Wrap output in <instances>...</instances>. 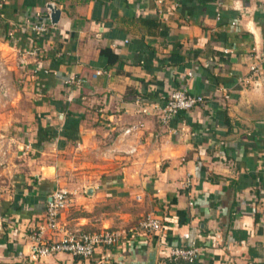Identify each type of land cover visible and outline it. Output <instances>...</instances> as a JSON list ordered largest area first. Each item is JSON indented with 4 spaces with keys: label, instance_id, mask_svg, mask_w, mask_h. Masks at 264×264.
<instances>
[{
    "label": "crops",
    "instance_id": "crops-1",
    "mask_svg": "<svg viewBox=\"0 0 264 264\" xmlns=\"http://www.w3.org/2000/svg\"><path fill=\"white\" fill-rule=\"evenodd\" d=\"M52 3L43 54L16 71L33 113L3 150L0 264H191L167 259L191 245L208 249L194 264H264V0H0L1 55L33 49L25 22ZM171 88L206 106L163 125ZM59 189L65 229L120 241L31 259ZM147 215L160 231L137 230Z\"/></svg>",
    "mask_w": 264,
    "mask_h": 264
},
{
    "label": "built area",
    "instance_id": "built-area-1",
    "mask_svg": "<svg viewBox=\"0 0 264 264\" xmlns=\"http://www.w3.org/2000/svg\"><path fill=\"white\" fill-rule=\"evenodd\" d=\"M55 6L53 3L51 4ZM47 13H38L25 22V28L35 36L37 40L33 49L20 51V65H25L28 56H39L43 54L42 40L51 34L56 26L52 22L51 9L47 7ZM264 60V56L262 58ZM256 71L257 67H252ZM102 71H97L96 75H101ZM193 73L190 72V76ZM81 79L71 76L67 84H80ZM165 106L160 110V121L163 125H168L179 113L191 111L200 106H206L207 100L202 95H193L186 89L171 88L165 98ZM140 126H132L125 130V134L135 133ZM136 152L133 148L130 153ZM70 192L64 189L56 190L50 196L45 215V224L34 230L31 235V259L49 257L58 253H67L75 257L91 258L97 247L114 246L121 237L119 231L103 230L94 233L82 231H71L65 229L60 222L61 212L67 208L70 202ZM162 228L161 219L154 215H147L140 223L137 230L147 232H157ZM50 231L58 235L59 238H47L46 232ZM208 249L201 245H191L187 247H171L167 259L170 262L197 263L203 261Z\"/></svg>",
    "mask_w": 264,
    "mask_h": 264
},
{
    "label": "rangeland",
    "instance_id": "rangeland-1",
    "mask_svg": "<svg viewBox=\"0 0 264 264\" xmlns=\"http://www.w3.org/2000/svg\"><path fill=\"white\" fill-rule=\"evenodd\" d=\"M4 49L5 55L0 53V168L5 162L3 150L8 140L27 127L33 113V101L25 95L24 84L20 83L16 73L21 68L19 55L13 59L8 54L9 50Z\"/></svg>",
    "mask_w": 264,
    "mask_h": 264
},
{
    "label": "water",
    "instance_id": "water-1",
    "mask_svg": "<svg viewBox=\"0 0 264 264\" xmlns=\"http://www.w3.org/2000/svg\"><path fill=\"white\" fill-rule=\"evenodd\" d=\"M50 9H51V18H52V22L54 24H57L60 20V16H61V11L59 9H57L56 6L53 5H49ZM3 40L6 39V34L3 35Z\"/></svg>",
    "mask_w": 264,
    "mask_h": 264
},
{
    "label": "trees",
    "instance_id": "trees-1",
    "mask_svg": "<svg viewBox=\"0 0 264 264\" xmlns=\"http://www.w3.org/2000/svg\"><path fill=\"white\" fill-rule=\"evenodd\" d=\"M103 54L107 55L109 57V60L111 62H115L118 60V56L112 53L110 50H103Z\"/></svg>",
    "mask_w": 264,
    "mask_h": 264
}]
</instances>
